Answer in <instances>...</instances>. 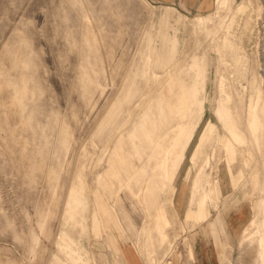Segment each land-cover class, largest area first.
Masks as SVG:
<instances>
[{
  "label": "rangeland",
  "instance_id": "374dc122",
  "mask_svg": "<svg viewBox=\"0 0 264 264\" xmlns=\"http://www.w3.org/2000/svg\"><path fill=\"white\" fill-rule=\"evenodd\" d=\"M217 1L0 0V264H264V0Z\"/></svg>",
  "mask_w": 264,
  "mask_h": 264
},
{
  "label": "crops",
  "instance_id": "0c3cea01",
  "mask_svg": "<svg viewBox=\"0 0 264 264\" xmlns=\"http://www.w3.org/2000/svg\"><path fill=\"white\" fill-rule=\"evenodd\" d=\"M159 1L169 3V2H172L173 0H159ZM185 1L191 7H195L198 4H201V6H202V5L206 4V2H208V0H185ZM225 2H226V0H218L217 6L223 5ZM165 7H171V5H166ZM183 7H184V5H183ZM194 20L195 21H193L192 27H193L194 31L196 32V29L194 26H195V22H196L197 18H195ZM164 21H165V23H167L169 20L164 17ZM199 23H200V29L197 32L201 31L203 29V26H204L202 19H201V22H199ZM219 111L227 112L222 105L220 106ZM223 120H225V119H223ZM181 129H182L181 125H178V128L176 127L172 132H174L175 130L179 132ZM263 192H264V188H263ZM204 220H207V215L205 214V212H204ZM208 224H209V227L211 228V232L214 233L216 231L215 221L214 220L208 221ZM193 255H194V259H195V264H216L218 261L215 251H213V253L211 254V250H209V249L206 250L205 252H203V250H201L199 252L195 251L193 253ZM139 262L141 263V260H138V263ZM138 263L132 261V264H138Z\"/></svg>",
  "mask_w": 264,
  "mask_h": 264
},
{
  "label": "bare ground",
  "instance_id": "6f19581e",
  "mask_svg": "<svg viewBox=\"0 0 264 264\" xmlns=\"http://www.w3.org/2000/svg\"><path fill=\"white\" fill-rule=\"evenodd\" d=\"M195 21V20H194ZM199 22H201V19L200 18H197V20H196V22H195V28L196 29H200V23ZM184 101V100H183ZM225 114H226V112L225 111H218V115L221 117V119L223 118V119H225L224 117H225ZM262 173H263V176H264V167H263V170H262Z\"/></svg>",
  "mask_w": 264,
  "mask_h": 264
}]
</instances>
